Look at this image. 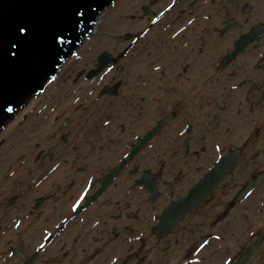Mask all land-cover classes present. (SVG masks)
Segmentation results:
<instances>
[{
    "label": "flooded vegetation",
    "instance_id": "obj_1",
    "mask_svg": "<svg viewBox=\"0 0 264 264\" xmlns=\"http://www.w3.org/2000/svg\"><path fill=\"white\" fill-rule=\"evenodd\" d=\"M19 113L0 264H264V0H116Z\"/></svg>",
    "mask_w": 264,
    "mask_h": 264
},
{
    "label": "water",
    "instance_id": "obj_2",
    "mask_svg": "<svg viewBox=\"0 0 264 264\" xmlns=\"http://www.w3.org/2000/svg\"><path fill=\"white\" fill-rule=\"evenodd\" d=\"M114 2L0 0V132L58 76Z\"/></svg>",
    "mask_w": 264,
    "mask_h": 264
},
{
    "label": "rangeland",
    "instance_id": "obj_3",
    "mask_svg": "<svg viewBox=\"0 0 264 264\" xmlns=\"http://www.w3.org/2000/svg\"><path fill=\"white\" fill-rule=\"evenodd\" d=\"M107 20L108 19L105 18L104 22L109 24ZM99 29H105V27L103 28L101 26ZM17 117L19 119V123L17 122L8 130H6L5 127L0 133V221L3 214V209H6V204H8L7 200L15 197L17 199V202L14 204L17 208H20L22 201L20 196L22 190H24L22 184L24 185L26 179H28L29 182L28 186L32 185L34 182L29 172L31 166H34L31 164L26 166L25 168L22 166V160L20 159L22 157L21 148L16 143L15 146L14 144L6 145L9 135H11V133L13 132H17L21 123L24 122V116L22 117V113H19ZM21 166L24 169L23 172L19 173ZM4 197L6 198V201H4ZM15 211H17V209H14L12 213H15ZM12 221L13 219L11 220V222Z\"/></svg>",
    "mask_w": 264,
    "mask_h": 264
},
{
    "label": "bare ground",
    "instance_id": "obj_4",
    "mask_svg": "<svg viewBox=\"0 0 264 264\" xmlns=\"http://www.w3.org/2000/svg\"><path fill=\"white\" fill-rule=\"evenodd\" d=\"M18 117L15 119V120H13L12 122H10L7 126H6V130H8V129H10L11 127H13L17 122H18ZM22 171H21V169H20V172L19 173H21Z\"/></svg>",
    "mask_w": 264,
    "mask_h": 264
},
{
    "label": "snow or ice",
    "instance_id": "obj_5",
    "mask_svg": "<svg viewBox=\"0 0 264 264\" xmlns=\"http://www.w3.org/2000/svg\"><path fill=\"white\" fill-rule=\"evenodd\" d=\"M21 31H24V29H21ZM10 110V109H9Z\"/></svg>",
    "mask_w": 264,
    "mask_h": 264
}]
</instances>
